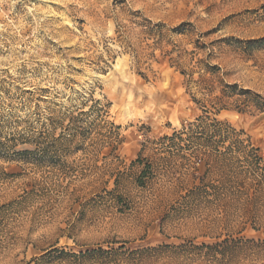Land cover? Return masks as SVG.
I'll use <instances>...</instances> for the list:
<instances>
[{
    "label": "rangeland",
    "instance_id": "obj_1",
    "mask_svg": "<svg viewBox=\"0 0 264 264\" xmlns=\"http://www.w3.org/2000/svg\"><path fill=\"white\" fill-rule=\"evenodd\" d=\"M202 106L264 159V0H0V264H264V169L164 139Z\"/></svg>",
    "mask_w": 264,
    "mask_h": 264
},
{
    "label": "trees",
    "instance_id": "obj_2",
    "mask_svg": "<svg viewBox=\"0 0 264 264\" xmlns=\"http://www.w3.org/2000/svg\"><path fill=\"white\" fill-rule=\"evenodd\" d=\"M146 20L147 24L145 25V28L143 29V33L147 36V39H154L155 43L158 45L160 49H163L161 42L164 39V29L165 26L162 23L152 24L150 20ZM179 30V29H177ZM170 50H165L164 57L171 55ZM155 61L159 60L155 58L154 53H150ZM184 55L186 53L182 52L180 54H177V56H170V66H176L177 69L182 70L181 72L183 74L189 75V72L187 70H183V66L185 65V61L183 60ZM141 54H136V58L140 57ZM151 57V58H152ZM205 71L215 75L217 73V66H212L211 64H205ZM227 88L230 87L229 93L234 92L237 89V85L235 86H226ZM227 90V89H226ZM242 92H246V90H241ZM225 92V90H224ZM248 92V91H247ZM222 106H219V110L228 108L226 104H221ZM203 107V114L198 116L196 120L188 126V129H183V131H176L174 132L172 137L165 136L164 139L174 140V139H181V140H188V147H201L205 148V150H202L200 148H197L192 153L194 157L198 158L200 154L206 156V157H213L216 160H224V161H234L237 158H243L247 162H249L252 166L253 171L257 172L260 169H264V167H261L256 164L258 160H261L262 158L259 156V148H256L252 145L249 138L244 137L245 132L243 130H237L234 128L231 124H229L226 121L220 120L217 117L213 116L212 114H216L217 112L209 111L206 106ZM217 106H215L216 108ZM94 110V109H92ZM239 111H244L243 108H238ZM212 112V113H211ZM97 119H99V123H106L107 120H105V116L107 114V110L104 108H98L97 109ZM81 114H85V111H82ZM96 120V119H93ZM92 120V121H93ZM73 122V121H72ZM91 122V121H90ZM111 125L114 126V124L111 122ZM66 129L71 128V125L68 127H65ZM65 136V133L62 135ZM225 148L224 150L222 149ZM264 160V159H262ZM223 167L225 164H221ZM197 169V168H196ZM218 170H220V174L227 175L228 173L225 170H221L220 166L218 167ZM232 174L237 171V169H229Z\"/></svg>",
    "mask_w": 264,
    "mask_h": 264
},
{
    "label": "bare ground",
    "instance_id": "obj_3",
    "mask_svg": "<svg viewBox=\"0 0 264 264\" xmlns=\"http://www.w3.org/2000/svg\"><path fill=\"white\" fill-rule=\"evenodd\" d=\"M139 106H144L142 109H146V108H148V104H147V101H145V102H143V101H139ZM138 108V107H137Z\"/></svg>",
    "mask_w": 264,
    "mask_h": 264
}]
</instances>
